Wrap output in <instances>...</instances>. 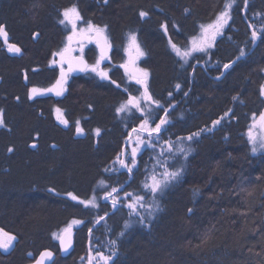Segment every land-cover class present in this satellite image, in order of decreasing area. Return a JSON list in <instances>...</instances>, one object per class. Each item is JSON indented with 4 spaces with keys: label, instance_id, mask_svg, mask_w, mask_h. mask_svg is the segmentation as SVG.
<instances>
[{
    "label": "trees",
    "instance_id": "trees-1",
    "mask_svg": "<svg viewBox=\"0 0 264 264\" xmlns=\"http://www.w3.org/2000/svg\"><path fill=\"white\" fill-rule=\"evenodd\" d=\"M226 4L211 47L184 57ZM73 6L80 26L104 29L108 57L96 72L69 74L63 95L30 98L59 79L52 61ZM0 25V229L15 238L0 264H34L44 250L51 264L100 254L108 264H264V152L253 154L245 136L264 109V0H0ZM131 37L144 85L124 71ZM97 45L83 50L88 66L101 57ZM143 88L159 103L144 102ZM162 118L156 146L133 168L113 169L130 134ZM166 170L180 175L153 193ZM69 228L74 249L62 257L58 237Z\"/></svg>",
    "mask_w": 264,
    "mask_h": 264
},
{
    "label": "rangeland",
    "instance_id": "rangeland-1",
    "mask_svg": "<svg viewBox=\"0 0 264 264\" xmlns=\"http://www.w3.org/2000/svg\"><path fill=\"white\" fill-rule=\"evenodd\" d=\"M63 19H64V16H63ZM65 23L71 28V34L69 36H73V31H74L73 24L69 23L67 21H65ZM79 24H80V19L75 22V33H76V35L73 36V39L71 41H69V39L67 40V44L64 47V49L60 53H58L55 56V58L53 59V61H52V65L56 66L59 69L60 75H59V79L58 80L61 79V70L62 69H63L64 73L66 74V79L64 80L63 84L62 85H57V83H56L53 87L50 88V89H55V90H52V91H49V89L48 90L36 89L37 93L35 95L32 94V90L33 89H30V91H29L30 98H32L33 96H41V95H45V94H51V95H54L56 97H59V96L63 95V93L65 91V85H66L67 76L69 75V72L67 70V67L62 62V57L63 56L73 57V56H77V55L78 56H82L83 50L88 45H90V44L97 45V40L98 39H101L102 41H105L104 40V35H103L104 33L102 34V37H99V38L96 36L95 33H91V35H89V33L87 31L81 33V29L87 30V27H82ZM219 35H217L216 38ZM202 36H203V33L201 31L200 36L195 39V42L197 44H199V42L201 41ZM193 42L194 41L191 42L190 47L187 50H185V51H188V50L193 48ZM213 42L214 41L210 42L211 45H212ZM192 52H198V51H192ZM140 53H141V51H140L136 41L133 42L132 37H131L128 40V44H127L126 50H125L126 60H125V65H124V71H125L126 75H128V77L131 80H135V79L138 78L140 81H142L141 84L144 85L145 72L142 71L139 68V66H138V62L142 58V55ZM92 67L93 66H88L87 70L92 71ZM97 70H98V67L96 66V71ZM61 88L63 89V91L61 92L60 95H57L56 91L60 90ZM144 92H145V90L143 88L142 100L144 102H147L144 99V95H143ZM262 97L264 99V95H262ZM129 106H134V105H129ZM261 113H264V109H263V111ZM260 116H261V114L255 116V119L252 118V120L250 122V125H249L248 129L245 132V136H246V138H247V140H248V142L250 144V147H251V150H252L253 154H258V153L264 152V147L261 146L262 144H264V124L261 123ZM54 117H55V120L57 121V123H59L61 125L64 124L62 122V121H64V117H63L62 111L60 109H59V112L57 111V109L54 110ZM0 120H1V116H0ZM217 121H219V120H217ZM142 123L140 124L138 129L134 130L130 134V136H129L128 140H127V144H126L125 149L121 152V154H119L117 156V158L115 159V161H114V163L112 165L113 169L120 170L121 168H125V169L133 168L135 166L137 156L142 152L143 149L148 148V147L150 148V147H155L156 146L154 144V142L156 140H158L156 138V133H152L151 135H149L148 131H141ZM216 125L217 124H215V125L212 124L208 129L202 130V132L210 131ZM148 127L149 128H155V126L151 125L150 122H148ZM250 127L252 128L253 136L255 137V144H253L252 142L249 141L248 132H249ZM253 147L256 148L255 152H253ZM134 149L136 150L135 157H133V150ZM121 161L124 162L123 165L121 164ZM124 165H127V167H125ZM61 236H62V234L59 237H61ZM59 237H58V239H59ZM0 239H5L6 240V237L0 236ZM11 245H12V243L9 245V247ZM2 249H4V248H2ZM111 260H112V258H110L108 263ZM90 264H104V262L100 258V256L92 255V257L90 259Z\"/></svg>",
    "mask_w": 264,
    "mask_h": 264
},
{
    "label": "snow or ice",
    "instance_id": "snow-or-ice-1",
    "mask_svg": "<svg viewBox=\"0 0 264 264\" xmlns=\"http://www.w3.org/2000/svg\"><path fill=\"white\" fill-rule=\"evenodd\" d=\"M231 7L230 4H226L225 5V10L222 11L216 18V20L212 23V24H209V25H206V26H201L202 27V33H203V36H202V39L201 41L199 42V44H197L195 42V39H194V42H193V48L188 50V51H185L183 53V56L184 57H187L191 54L192 51H204L206 48L208 47H211V41H214L216 36L220 34V32L223 30L224 26L228 23V19H229V8ZM146 15V13H141V16H144ZM63 16H64V19L60 21V23H65V21L69 22V23H72L73 24V36L76 35L75 33V22L77 20L80 19V14L77 10V8L75 6L71 7V8H68V9H65L63 11ZM87 31L89 33V35H91V33H95L96 36L99 38V37H102V34L104 32V29L103 28H98L94 25H92L91 23L88 24V27H87V30L85 29H81V33ZM4 26L3 25H0V35H4ZM73 36H69L68 39L69 41H71L73 39ZM252 39L255 41L256 39V32L254 31L252 33ZM106 40V38H105ZM132 40L133 42L135 41V37H132ZM97 43H98V46H99V39L97 40ZM176 46L173 45V48H175ZM9 51H14V52H19L20 49L17 48L15 45H9ZM142 55V53H140ZM177 54L180 55V50L177 49ZM241 55H243V50L241 51ZM106 56V53H105V50L104 48L102 47L101 48V57L100 59L97 60L96 62V66H98L101 62L102 59H104ZM79 64L82 65L81 69L80 70H86L88 68V65L81 59L79 61ZM96 66H93L92 67V71H96ZM225 68H228L229 65L228 64H225L224 65ZM73 69L69 68V72L72 71ZM101 76H106V73H99ZM147 76V73H145V77ZM66 79V74L64 73L63 69L61 70V79L57 81V85H62L64 80ZM138 83H142V81H137ZM179 87V86H178ZM52 90H55V89H49V91H52ZM63 91V89L61 88L60 90L56 91V94L57 95H60L61 92ZM37 93V90L36 89H33L32 90V94L35 95ZM261 94L264 95V85L261 86ZM144 99L146 101H152V97L148 94L147 92V88H145V92H144ZM233 99H236V97H233ZM153 103H159L158 101H152ZM129 105H134L136 106L137 108L140 107L139 105V102L138 100H136L135 98H129L128 102H127ZM124 107L125 106H122L121 109H118V111H122L124 110ZM57 111L59 112V109H57ZM255 119V116L253 117ZM260 121L262 124H264V113H261V116H260ZM63 123H66V121H62ZM167 121L162 118L160 120V123L159 124H156L155 128H149L148 127V120L145 119V121L142 123L141 125V131H148L149 135H151L152 133H158L160 130H161V126L164 125ZM3 121L0 120V124H2ZM219 121H213V124H218ZM77 132H82V129L79 128V125H77ZM97 132L99 133V129H97ZM193 135H199V133H194ZM248 136H249V141L252 142L253 144H255V137L253 136V132H252V128L250 127L249 129V132H248ZM188 139H192V136H189ZM262 147H264V144L261 145ZM9 151H12L11 148H9ZM180 151L185 155L187 156V152L184 150V149H180ZM256 151V148L253 147V152ZM135 154H136V150L134 149L133 150V157H135ZM121 164L123 165L124 162L121 161ZM125 167H127V165H124ZM180 175V170H177V171H173V172H169V171H165L163 173V177L164 179L163 180H160V179H157L155 177L152 178V184H151V191L153 193H156L158 191H161L163 186H165L167 184L168 181H171V180H174L176 179L178 176ZM145 187H149V185H145ZM113 192H115V189H113ZM69 196L72 197L73 200L77 199L76 196L72 195V193H68ZM110 195V194H109ZM115 200H113V203L115 204ZM81 203H85L86 205L91 203V201H81ZM130 208H135V205L134 204H130L129 205ZM191 211V210H189ZM102 219V218H101ZM74 224H78L80 223V221H73ZM128 225L126 224L125 227H127ZM66 232H69V235L67 237V241L65 239L64 236H61L59 237L60 239V242H61V246L62 248H67L70 244H71V238H70V230H65ZM123 234V233H122ZM0 236L2 237H6V240L5 239H0V248H4V249H7L9 247V245L12 243V241L15 239L13 236L9 235L8 233H5L3 232L2 229H0ZM52 253L51 252H44L41 254V260L40 261H37V264H43V260L45 257H51ZM100 258L103 260L104 264H108V261L110 260V257H106V256H103L102 254H100Z\"/></svg>",
    "mask_w": 264,
    "mask_h": 264
},
{
    "label": "water",
    "instance_id": "water-1",
    "mask_svg": "<svg viewBox=\"0 0 264 264\" xmlns=\"http://www.w3.org/2000/svg\"><path fill=\"white\" fill-rule=\"evenodd\" d=\"M98 47L100 49V52H101V48L102 47L104 48L105 53H106V56H105L104 59H106L108 57V47H107L106 42L102 41L101 39H99V46ZM81 59L88 65V62L82 56H78L77 55V56H73V57H68V56H63L62 57V62L68 68V72H69L70 66L73 69L72 71L69 72V74L71 76H79V75H81L82 73H84L88 69L87 68L86 70H83V71L80 70L82 65L79 64V61ZM68 230H70L71 244L66 249L62 248L60 239L58 240L59 254L62 257H67L68 255L71 254V252L74 249L73 229L69 228ZM68 235H69V232H65L62 235V236L65 237L66 241H67ZM44 252H51L52 255H51V257H45L44 260H43V264H51L53 262V260L55 258V254L52 251H50V250H44V251L40 252V254L38 255L37 260H36V262L34 264H37V261L41 260V254L44 253Z\"/></svg>",
    "mask_w": 264,
    "mask_h": 264
}]
</instances>
